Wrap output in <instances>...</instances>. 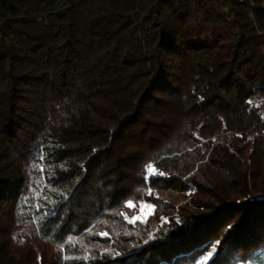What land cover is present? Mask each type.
Here are the masks:
<instances>
[{
    "label": "trees",
    "instance_id": "obj_1",
    "mask_svg": "<svg viewBox=\"0 0 264 264\" xmlns=\"http://www.w3.org/2000/svg\"><path fill=\"white\" fill-rule=\"evenodd\" d=\"M0 264H264V0H0Z\"/></svg>",
    "mask_w": 264,
    "mask_h": 264
},
{
    "label": "snow or ice",
    "instance_id": "obj_2",
    "mask_svg": "<svg viewBox=\"0 0 264 264\" xmlns=\"http://www.w3.org/2000/svg\"><path fill=\"white\" fill-rule=\"evenodd\" d=\"M147 172L149 173V176H152V175H164L162 172H157V170L154 168V167H152V166H148V168H147ZM148 177H146V179H147ZM149 194H151V190H149ZM129 206H131V203H129ZM137 219H140V217H135L134 218V220L133 221H131V222H135V220H137ZM105 235H106V233H105ZM215 250L213 249V252H214ZM213 252H209L204 258H203V260L204 261H207L208 259H209V257H211L212 255H213Z\"/></svg>",
    "mask_w": 264,
    "mask_h": 264
},
{
    "label": "rangeland",
    "instance_id": "obj_3",
    "mask_svg": "<svg viewBox=\"0 0 264 264\" xmlns=\"http://www.w3.org/2000/svg\"><path fill=\"white\" fill-rule=\"evenodd\" d=\"M150 211H151L150 204L142 201L140 202V213L136 217H140V220H143L146 218V216Z\"/></svg>",
    "mask_w": 264,
    "mask_h": 264
}]
</instances>
